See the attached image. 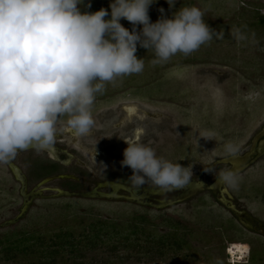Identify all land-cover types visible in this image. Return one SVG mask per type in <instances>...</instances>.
I'll return each instance as SVG.
<instances>
[{"label":"rangeland","instance_id":"obj_1","mask_svg":"<svg viewBox=\"0 0 264 264\" xmlns=\"http://www.w3.org/2000/svg\"><path fill=\"white\" fill-rule=\"evenodd\" d=\"M174 2L170 6L167 0H156L149 8L151 22L162 15L171 18L181 7L196 6L220 35L189 55L177 53L155 65L152 50L138 45L136 55L144 59V70L105 84L91 106V138L78 140H87L99 152L115 146L123 155L125 141H135L133 129L143 130L147 137L141 136L142 143L146 140L158 157L188 167L191 183L167 191L149 181L141 186L146 193L140 204L55 197L54 190H42L87 193L92 188L74 190L64 182L42 183L57 170L95 182L111 179L134 185L128 179L132 169H110L92 160L101 163V172L94 177L84 169L52 164L44 152H19L12 160L31 181L27 193L41 182L42 195L24 212L21 186L6 163H0V264H234L248 260L246 243L251 236L218 202L221 189L199 191L215 184L220 171L230 170L229 165H217L218 161L247 154L264 127V0ZM89 3L91 7L82 10L106 8L110 13L111 0H85V5ZM121 23L132 30L127 20ZM142 27L137 25V31ZM127 108H135L136 113L128 116ZM66 120L58 122L57 133L64 134ZM129 123L131 130H125ZM228 143L235 146L234 153L225 151ZM78 155L92 168L88 157ZM225 187L231 200L224 198L237 211L264 220V156ZM28 234L43 240L22 243L21 237Z\"/></svg>","mask_w":264,"mask_h":264},{"label":"clouds","instance_id":"obj_2","mask_svg":"<svg viewBox=\"0 0 264 264\" xmlns=\"http://www.w3.org/2000/svg\"><path fill=\"white\" fill-rule=\"evenodd\" d=\"M155 2L111 0L109 13L106 8L82 10L91 7L85 0H0V163L30 147L51 146L64 117L77 136L88 135L95 95L107 82L144 70L138 45L152 50L155 65L177 53L189 55L220 35L196 6L151 22L149 8ZM167 3L175 5L174 0ZM122 19L133 25L131 31ZM137 25L143 26L140 31ZM125 142L121 165L132 169L128 179L134 186L150 181L172 191L189 184L188 167L158 157L138 140ZM224 148L236 151L231 143ZM217 178L236 181L233 170H222Z\"/></svg>","mask_w":264,"mask_h":264},{"label":"flooded vegetation","instance_id":"obj_3","mask_svg":"<svg viewBox=\"0 0 264 264\" xmlns=\"http://www.w3.org/2000/svg\"><path fill=\"white\" fill-rule=\"evenodd\" d=\"M134 112V113H133ZM135 108H130L127 111V115L131 116L135 114ZM141 120V118H139ZM142 126H139L141 128ZM68 129V128H67ZM65 130L64 134L57 133L56 138L54 143L52 144L58 151L59 157H60V162L57 161L53 155H51L49 152L45 150H38L36 148H32L29 150H23L20 151L21 153H28V152H33V151H38V152H44L49 155L50 162L52 164H57L58 166H62L65 168H72L76 167L77 169H84L87 170L89 173H91L94 177H98V174L101 172V163L106 164L108 168H114V169H120L121 171L124 170L127 166H122L121 161L124 159V156L122 154L118 153V149L115 146H112L107 149V152H104L103 149L101 148H95V145H92L87 142V140L84 141H79L78 138H91V135H86V136H77L72 130ZM125 130H131V125L130 123L125 125ZM133 135L135 136L134 140H138L140 143H142L141 136L144 135V138L147 137L145 135V132L143 130H137L136 128L133 129ZM72 132V133H71ZM66 134L68 136H66ZM126 139V138H125ZM124 139V141H125ZM127 141V140H126ZM145 140V144H146ZM109 151H111L109 153ZM19 153V152H18ZM86 156L88 157L87 160H97L98 162H101L99 164L91 162L92 163V168L87 166L79 155ZM121 155V156H120ZM261 159H258L257 162H259ZM13 161V160H12ZM256 162V163H257ZM253 166V165H252ZM251 166V167H252ZM250 167V168H251ZM25 176V174L23 173ZM50 177L45 178L42 183H50V182H64L71 184V187H74V190H76L80 186H92L88 190L87 193H81L78 191H64L66 193H69L70 196H62V197H67V198H76V197H82V198H92V199H105V200H118V201H123V202H131V203H137L140 204V200L144 198V194L146 193L145 188L137 187L134 185L127 184V182H120V181H112L111 179H103V180H87L86 178H82L80 176H77L72 173H60L58 170L53 172L52 174L48 175ZM26 182H27V192H28V187L29 184L31 183L30 179L25 176ZM40 182L39 185L42 184ZM191 183V182H189ZM21 186V185H20ZM38 186L30 192V200H34L35 198L41 197L42 191H49L56 192V196L58 197L57 190L55 189H44L40 191L38 189ZM45 186V184H43ZM204 189H200L199 192H208V193H213L208 187L205 188V185L203 186ZM42 189V188H41ZM73 189V188H72ZM141 193L139 196H135L136 191H140ZM190 190V189H189ZM21 191V189H20ZM100 191H109L110 194H104L101 193ZM187 191V190H186ZM185 191V192H186ZM115 193V194H114ZM157 196V195H153ZM61 197V196H60ZM180 202V201H178ZM218 202H220L218 198ZM31 205V204H30ZM147 207L150 208H157L156 206L152 204H146ZM228 209V208H227ZM229 210V209H228ZM231 214L238 220V222L241 224V226L249 233L251 236V239L246 243V246L248 248V254L247 258L248 260L246 263H239L235 262L236 264H264V220H259L256 216L245 212V211H232L229 210ZM256 237V238H255ZM262 239L263 241L261 242L259 239ZM233 246V245H232ZM232 246L230 248H232ZM229 251V249H228ZM229 260L230 262L232 261L231 255H229ZM244 261V260H243ZM234 263V264H235ZM231 264H233L231 262Z\"/></svg>","mask_w":264,"mask_h":264},{"label":"water","instance_id":"obj_4","mask_svg":"<svg viewBox=\"0 0 264 264\" xmlns=\"http://www.w3.org/2000/svg\"><path fill=\"white\" fill-rule=\"evenodd\" d=\"M128 109L130 108H127V111ZM67 130L69 131L71 129L68 128ZM32 148H36V147H30L26 150H29ZM36 149L45 150L49 152L51 155H53L57 161L59 162L61 161L59 157V153L53 145L49 147H45V148H36ZM263 156H264V127L261 130V132L253 140V146L247 154H245L244 156L234 155V156L225 158L221 161H218L217 165H229L231 167L230 170H233L237 177L241 175L245 170L250 168L252 165H254L257 162V160L261 159ZM6 165L11 171L15 180L21 185L20 193L25 203L23 211L26 212L32 201L30 200V195H28L27 193V182H26L25 176L23 175L22 170L17 165H15L12 160L8 161ZM225 185L226 183L221 182L217 178L215 184H213L212 186L208 188L211 191L221 189V193L219 194V197H218L220 200V203L225 205L229 210L235 211L236 210L235 207L231 204V202H229V200H231V195L228 189L225 187ZM57 193L59 196H70L69 193H66L62 190H57ZM140 193H141V190L136 191L134 195L138 197ZM150 193H153V191H150ZM224 196L228 197L229 200L225 199Z\"/></svg>","mask_w":264,"mask_h":264},{"label":"trees","instance_id":"obj_5","mask_svg":"<svg viewBox=\"0 0 264 264\" xmlns=\"http://www.w3.org/2000/svg\"><path fill=\"white\" fill-rule=\"evenodd\" d=\"M261 23H263L264 24V18H262V20H261ZM98 228H100V227H98ZM100 229H102V228H100ZM87 238L89 239V236H87ZM43 239L40 237V236H36V235H32V234H28L27 236H22L21 237V242L22 243H26V242H29V241H36V242H40V241H42ZM2 244H0V246H1ZM71 248H74V244H71V246H70Z\"/></svg>","mask_w":264,"mask_h":264}]
</instances>
